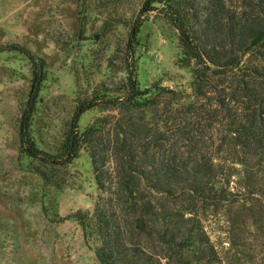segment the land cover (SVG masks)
<instances>
[{"label":"trees","instance_id":"16d2710c","mask_svg":"<svg viewBox=\"0 0 264 264\" xmlns=\"http://www.w3.org/2000/svg\"><path fill=\"white\" fill-rule=\"evenodd\" d=\"M154 10L178 32L191 95L140 88L135 61L127 62L125 92L81 100L55 153L37 145L32 128L47 62L21 43H0V53H18L30 65L18 151L44 187L60 189L57 170L86 149L98 197L92 211L66 218L94 236L98 264H223L207 218L222 213L230 230L249 225L264 233V0H142L140 15ZM95 106L117 116L80 130V116ZM207 135L233 155L229 164L204 144ZM241 190L257 202L233 199Z\"/></svg>","mask_w":264,"mask_h":264},{"label":"rangeland","instance_id":"374dc122","mask_svg":"<svg viewBox=\"0 0 264 264\" xmlns=\"http://www.w3.org/2000/svg\"><path fill=\"white\" fill-rule=\"evenodd\" d=\"M141 3L0 0V43H21L48 65L32 123L40 148L57 152L76 105L92 92L121 96L132 60L140 88L159 85L191 95V70L177 30L157 10L140 15ZM29 90L27 59L0 53V264H98L94 236L85 237L77 221L66 219L78 209L92 211L98 197L86 149L57 170L65 183L60 189L44 187L39 175L29 171L30 159L19 154L17 120ZM116 116L112 108L95 106L80 116L78 126L83 130L98 117L113 121ZM204 144L223 164L233 160L210 136ZM242 193L233 199L257 202V195ZM205 224L223 264H264L263 230L249 225L230 230L222 213Z\"/></svg>","mask_w":264,"mask_h":264},{"label":"crops","instance_id":"0c3cea01","mask_svg":"<svg viewBox=\"0 0 264 264\" xmlns=\"http://www.w3.org/2000/svg\"><path fill=\"white\" fill-rule=\"evenodd\" d=\"M67 219V218H66ZM70 220H73V219H70ZM2 248H1V246H0V250H1Z\"/></svg>","mask_w":264,"mask_h":264}]
</instances>
